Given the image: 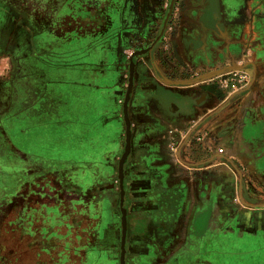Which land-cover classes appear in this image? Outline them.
Returning a JSON list of instances; mask_svg holds the SVG:
<instances>
[{"label": "crops", "instance_id": "crops-1", "mask_svg": "<svg viewBox=\"0 0 264 264\" xmlns=\"http://www.w3.org/2000/svg\"><path fill=\"white\" fill-rule=\"evenodd\" d=\"M20 1H0V153L27 177L0 208V264H264V67L240 50L253 0H172L177 57L207 75L180 84L151 61L171 0H53L40 27ZM226 60L249 75L229 114L211 77Z\"/></svg>", "mask_w": 264, "mask_h": 264}, {"label": "rangeland", "instance_id": "rangeland-1", "mask_svg": "<svg viewBox=\"0 0 264 264\" xmlns=\"http://www.w3.org/2000/svg\"><path fill=\"white\" fill-rule=\"evenodd\" d=\"M1 3H8L12 0H0ZM37 0H32V8L31 10H28V12H25L26 15H28V18L32 19V22L35 24V26L40 27L41 22L45 23V21L52 18L53 12L55 11V4H53V0H47L46 2L49 3L48 6H45L42 10L39 7V4L34 5V3ZM264 0H260L262 2ZM20 2H23L21 0ZM182 2V1H181ZM259 2V1H258ZM51 4V5H50ZM257 1L253 0V6H255L254 10L251 11L250 15L245 19L244 21V36L246 38V41L244 46L240 48V50L243 51V54H246V61L248 62L246 65H244L247 70L251 71V69L254 71V69L257 67V64H255V61L253 62L252 59L248 58L249 56H253V52H255L258 56H260V66L264 67V12H259L256 10ZM24 13V11H22ZM177 12V11H176ZM167 21V19H166ZM174 28L175 25L171 24L168 28L166 25V22L164 25H162V28L159 30L158 35H160L162 42L157 47L154 59H151L153 68L155 71L163 76L161 78L167 82L172 83H188L190 81H199L201 78L207 79V75L203 74H196L195 70L190 71L189 69H186L184 65L181 62V59L177 57V45L175 44L174 38L171 37L174 35ZM241 28V30H242ZM159 37V36H158ZM241 51V52H242ZM248 56V57H247ZM234 63L230 60H226L224 63V69H222L223 72H226L229 70V67L233 65ZM250 67V68H249ZM157 68V69H156ZM247 85V84H246ZM245 85V86H246ZM9 84L5 86V89L3 88L2 91H0V111L5 109V103H6V96L9 94L8 88ZM244 86V87H245ZM242 87V88H244ZM218 98H223V96L228 97L229 95H232L228 97L227 101L225 103H228L225 105L223 109V113H230L232 110H236L239 108V106L235 105L238 99L242 96L241 91L238 89H234L232 85L229 83V86L224 88L216 85ZM222 89V90H221ZM241 89V88H240ZM165 91V90H164ZM168 95L172 96L175 101L182 102L186 100L185 94H182L180 91L172 89L171 91H165ZM238 92V93H237ZM240 92V93H239ZM240 94V95H238ZM220 117H223L222 115ZM256 126H253V123L246 122L245 125H242L239 129H237V132L239 136L245 140H249L253 136V128ZM42 129V130H41ZM13 132V130H11ZM40 131L46 132L47 126L44 124L42 128L40 126L34 127L29 134L26 136L28 142L30 144H34L36 139L40 135ZM15 135V138L17 140V137H19L18 132H13ZM46 134V133H45ZM14 138V137H13ZM22 139V138H21ZM243 142V143H244ZM223 147H226V144H223ZM244 149H241V152L243 153ZM3 154V153H2ZM4 159L6 161L8 160V155L3 154ZM253 155V153H252ZM244 157L247 159V168L249 166L251 177H253V156L251 157L250 154H245ZM12 163L14 164L9 171H5V169L0 170V195H3V198L0 201V208H7L9 206V198L10 195L16 193V190L18 189L16 185H18L20 182L23 181L24 178L27 177L26 173L22 171V161L11 158ZM16 163V164H15ZM264 164V156L261 157L258 162L256 163V166L260 168L259 165ZM244 165V166H246ZM243 166V165H241ZM264 167V166H263ZM259 173H264L262 171H257ZM106 174V172H105ZM245 174H248V172H245ZM248 176V175H247ZM241 175L238 176L240 180V185L242 184ZM244 179V177H243ZM217 186L213 185L212 190L213 194H216ZM250 191V192H249ZM253 188L247 187V184L242 188L241 194L249 192L251 195H253ZM248 197V196H247ZM246 197V198H247ZM253 202V201H252ZM246 202H243L242 198L239 202H228L226 204H223L227 210H233L244 212L248 211V206H246ZM15 207L19 208L23 205L22 200L16 201L13 204ZM215 211V208H214ZM247 221V220H246ZM2 233H4V229L2 230ZM54 253V252H53ZM253 257L256 258H264V249H257L255 246L253 247Z\"/></svg>", "mask_w": 264, "mask_h": 264}, {"label": "built area", "instance_id": "built-area-1", "mask_svg": "<svg viewBox=\"0 0 264 264\" xmlns=\"http://www.w3.org/2000/svg\"><path fill=\"white\" fill-rule=\"evenodd\" d=\"M211 77L213 80H217L221 88L228 87L230 83L235 90L244 87L249 79L248 73L239 67L229 68V70L226 72H217ZM218 152L222 153L223 150L218 149Z\"/></svg>", "mask_w": 264, "mask_h": 264}, {"label": "flooded vegetation", "instance_id": "flooded-vegetation-1", "mask_svg": "<svg viewBox=\"0 0 264 264\" xmlns=\"http://www.w3.org/2000/svg\"><path fill=\"white\" fill-rule=\"evenodd\" d=\"M177 2L178 3H181V0H177ZM175 6H176V4H175ZM166 7H168V12H166V14H165V16H164V23L162 24V25H164L165 24V22H166V25H167V28L171 25V24H174V25H178V22H179V18L181 17V16H179V13L180 12H178V9L176 10V8H174V3H173V1L171 0V2L170 1H168L167 2V5H166ZM180 7H181V5H180ZM177 11V12H176ZM166 19H167V21H166ZM162 28V26H160V28H159V30ZM159 36V37H158ZM157 38V42L156 43H153V46H155V45H160L161 44V42H162V39H161V37H160V35H157L156 36ZM233 67H237L236 65H231L229 68H233ZM221 69H224V67H222ZM203 72H205V71H203ZM218 86V85H217ZM222 90V89H221Z\"/></svg>", "mask_w": 264, "mask_h": 264}, {"label": "trees", "instance_id": "trees-1", "mask_svg": "<svg viewBox=\"0 0 264 264\" xmlns=\"http://www.w3.org/2000/svg\"><path fill=\"white\" fill-rule=\"evenodd\" d=\"M4 110V109H3ZM2 110V111H3ZM1 112V111H0ZM7 155V154H6ZM4 155L2 153H0V170H3L5 169V171H9L12 167H14L12 161H11V158L10 156H8V160H10L9 162L6 161L4 159ZM14 160V158H12ZM16 164V163H15Z\"/></svg>", "mask_w": 264, "mask_h": 264}]
</instances>
